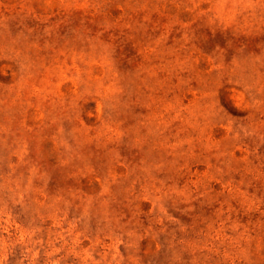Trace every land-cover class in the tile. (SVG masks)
Returning <instances> with one entry per match:
<instances>
[{
  "label": "rangeland",
  "instance_id": "rangeland-1",
  "mask_svg": "<svg viewBox=\"0 0 264 264\" xmlns=\"http://www.w3.org/2000/svg\"><path fill=\"white\" fill-rule=\"evenodd\" d=\"M0 264H264V0H0Z\"/></svg>",
  "mask_w": 264,
  "mask_h": 264
}]
</instances>
